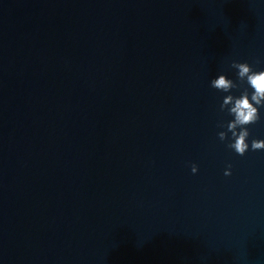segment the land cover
<instances>
[{"label":"water","instance_id":"obj_1","mask_svg":"<svg viewBox=\"0 0 264 264\" xmlns=\"http://www.w3.org/2000/svg\"><path fill=\"white\" fill-rule=\"evenodd\" d=\"M232 60L264 70V0H0V264H264Z\"/></svg>","mask_w":264,"mask_h":264},{"label":"clouds","instance_id":"obj_2","mask_svg":"<svg viewBox=\"0 0 264 264\" xmlns=\"http://www.w3.org/2000/svg\"><path fill=\"white\" fill-rule=\"evenodd\" d=\"M229 67L236 71L235 81L225 74H219L210 81V87L227 94L223 96L219 109L232 117L217 125L224 129L217 133L218 139L239 156H244L249 150L264 151V139L252 138L249 142V126L261 120L260 109L264 108V70H256L247 61L238 60H232ZM240 89L238 96L232 94L233 90ZM231 168L232 165L228 164L224 170L225 176L232 174ZM191 172H198L196 164L191 165Z\"/></svg>","mask_w":264,"mask_h":264}]
</instances>
